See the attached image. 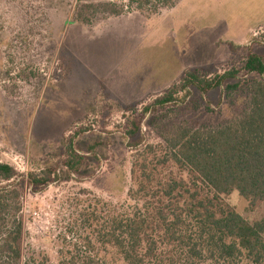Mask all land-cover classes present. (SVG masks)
<instances>
[{
	"label": "rangeland",
	"instance_id": "rangeland-1",
	"mask_svg": "<svg viewBox=\"0 0 264 264\" xmlns=\"http://www.w3.org/2000/svg\"><path fill=\"white\" fill-rule=\"evenodd\" d=\"M259 23L264 0H0V161L16 171L21 264H64L87 240L97 251L92 213L130 210L135 162L161 156L177 125L216 128L247 110L252 81L264 79L242 69L249 52L264 60ZM228 70L237 74L222 87L143 110L187 73ZM70 140L76 172L63 166ZM48 167L50 181L30 190L26 174ZM157 172L187 179L169 163ZM222 199L249 221L264 214L236 191Z\"/></svg>",
	"mask_w": 264,
	"mask_h": 264
},
{
	"label": "trees",
	"instance_id": "trees-1",
	"mask_svg": "<svg viewBox=\"0 0 264 264\" xmlns=\"http://www.w3.org/2000/svg\"><path fill=\"white\" fill-rule=\"evenodd\" d=\"M132 1L144 5L149 0ZM172 5L173 1L164 4ZM113 13L119 15L121 10ZM242 69L264 73L263 57L249 52ZM236 74L237 70H228L209 78L187 73L143 110L173 103L179 91L191 87L202 92L222 87ZM237 86L236 82L227 87ZM158 146L162 154L154 162L144 156L132 168L137 183L129 196L141 204L135 201L129 211L93 212V235L99 249L91 250L95 245L87 240V252L71 255L62 263L111 264L101 252L112 251L117 264H238L242 256L252 264H264V214L249 221L222 199L236 191L251 206L264 203V79L252 81L248 108L233 121L216 128L180 124ZM82 160L70 140L63 166L76 172ZM168 163L185 172L187 179L162 180L157 168ZM51 173L50 167L29 171L25 181L36 191L50 181ZM16 178L14 168L0 161V264H21Z\"/></svg>",
	"mask_w": 264,
	"mask_h": 264
},
{
	"label": "crops",
	"instance_id": "crops-1",
	"mask_svg": "<svg viewBox=\"0 0 264 264\" xmlns=\"http://www.w3.org/2000/svg\"><path fill=\"white\" fill-rule=\"evenodd\" d=\"M260 25L264 24V23H259Z\"/></svg>",
	"mask_w": 264,
	"mask_h": 264
}]
</instances>
